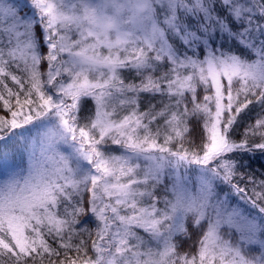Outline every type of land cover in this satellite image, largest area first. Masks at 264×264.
<instances>
[{
  "label": "snow or ice",
  "instance_id": "1",
  "mask_svg": "<svg viewBox=\"0 0 264 264\" xmlns=\"http://www.w3.org/2000/svg\"><path fill=\"white\" fill-rule=\"evenodd\" d=\"M17 153L0 264H264V0H0Z\"/></svg>",
  "mask_w": 264,
  "mask_h": 264
},
{
  "label": "trees",
  "instance_id": "2",
  "mask_svg": "<svg viewBox=\"0 0 264 264\" xmlns=\"http://www.w3.org/2000/svg\"><path fill=\"white\" fill-rule=\"evenodd\" d=\"M251 123H255V113H253V119ZM251 171L256 172L257 175H259L260 172H264V157L257 156L255 159H253ZM198 248V244L194 247L193 241L189 240L188 243L185 244L184 248L181 249V254H187L190 259L192 256H196L197 261H199Z\"/></svg>",
  "mask_w": 264,
  "mask_h": 264
},
{
  "label": "rangeland",
  "instance_id": "3",
  "mask_svg": "<svg viewBox=\"0 0 264 264\" xmlns=\"http://www.w3.org/2000/svg\"><path fill=\"white\" fill-rule=\"evenodd\" d=\"M63 151V149H61ZM23 157L21 153H17L15 158H10L7 161L0 155V179L6 177V173L9 171H17L23 164ZM199 262V261H198ZM218 264V262H217Z\"/></svg>",
  "mask_w": 264,
  "mask_h": 264
}]
</instances>
